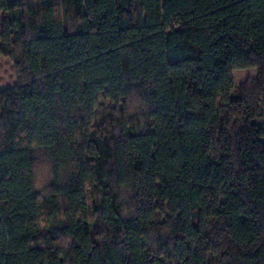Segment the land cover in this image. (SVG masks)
I'll return each mask as SVG.
<instances>
[{
    "label": "trees",
    "instance_id": "16d2710c",
    "mask_svg": "<svg viewBox=\"0 0 264 264\" xmlns=\"http://www.w3.org/2000/svg\"><path fill=\"white\" fill-rule=\"evenodd\" d=\"M0 14V264H264V0Z\"/></svg>",
    "mask_w": 264,
    "mask_h": 264
},
{
    "label": "rangeland",
    "instance_id": "374dc122",
    "mask_svg": "<svg viewBox=\"0 0 264 264\" xmlns=\"http://www.w3.org/2000/svg\"><path fill=\"white\" fill-rule=\"evenodd\" d=\"M163 1V0H162ZM1 16V14H0ZM244 71L234 72V78L236 82H240L245 79ZM14 83V71L11 62L6 58L0 60V91L13 87Z\"/></svg>",
    "mask_w": 264,
    "mask_h": 264
}]
</instances>
